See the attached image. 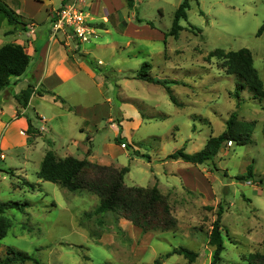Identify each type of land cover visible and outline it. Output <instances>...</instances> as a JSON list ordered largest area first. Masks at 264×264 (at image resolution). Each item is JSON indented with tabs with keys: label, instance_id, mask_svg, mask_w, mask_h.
<instances>
[{
	"label": "rangeland",
	"instance_id": "rangeland-1",
	"mask_svg": "<svg viewBox=\"0 0 264 264\" xmlns=\"http://www.w3.org/2000/svg\"><path fill=\"white\" fill-rule=\"evenodd\" d=\"M182 1L134 0L130 9L126 0H111L116 20L113 17L105 26L101 16L94 23L89 15L98 39L85 45L94 49L87 62L99 78L82 76L58 88L69 99L67 106L57 103L63 109L47 101L52 95L45 102L37 99L34 107L40 104L38 112L46 118L34 115L39 127L34 138L29 137V146L0 149V203L19 204L0 213L9 225L0 240V260L10 248L42 264H155L161 259L162 264H191L179 255L164 259L174 248L184 247L200 254L193 264H211L215 248L209 245V235L220 204L225 245L220 264H257L253 256H264V100L247 89L237 97L240 80L228 74L223 60L212 56L216 50H249L264 83V29L259 35L264 0H192L175 39L169 33ZM91 2L81 0L88 13ZM120 15L133 38L116 32ZM1 22L0 16V34L8 27ZM15 27L17 32L27 31L22 20ZM118 28L123 31L127 25ZM127 40L135 44L116 50L115 42ZM147 72L168 85L139 76ZM35 91L42 92L37 86ZM234 112L240 120L255 123L251 143H228L207 165L170 158L181 149L200 152L210 138L225 131ZM73 139L83 147L73 146ZM49 150L58 159L72 156L117 169L128 167L125 185H157L168 198L177 228L144 233L114 214L95 215L100 203L95 194L71 193L38 179ZM249 166L254 180H238Z\"/></svg>",
	"mask_w": 264,
	"mask_h": 264
},
{
	"label": "trees",
	"instance_id": "trees-1",
	"mask_svg": "<svg viewBox=\"0 0 264 264\" xmlns=\"http://www.w3.org/2000/svg\"><path fill=\"white\" fill-rule=\"evenodd\" d=\"M192 0H183L175 13L171 32L169 36L175 39L179 38L183 27L180 25L182 20H187V12L190 9ZM128 8H134V0H126ZM0 16L7 19L11 26L20 24V18L9 9L5 4L0 2ZM137 22L142 23L140 19ZM149 24V23H148ZM264 28H261L259 35ZM223 60V65L227 69L229 75H233L240 80L237 85L236 96L240 91L247 89L256 99L264 100V83L259 77L258 71L254 67L252 53L243 49L237 52H225L216 50L212 55ZM30 64V57L26 53L24 47L17 44H6L0 48V90L4 87L12 85V78H19L27 71ZM149 65L145 64L144 68ZM143 80L168 85L167 81L158 82L148 76L139 75ZM169 90V89H168ZM37 94L35 86L30 85L27 90L23 91L15 98L23 108L29 104L31 97ZM170 94V93H169ZM41 95V93H39ZM171 100L175 101L173 96ZM176 102V101H175ZM36 119L28 118L29 128L28 136L34 138L38 133L35 127ZM255 130L254 122L240 120L238 113L234 112L226 122L225 131L217 136L212 137L207 142L204 149L195 154H188L181 149L170 156L172 159H181L185 163L193 165H207L213 163L214 158L218 155L220 149L228 143L237 145H247L252 142ZM264 136V129H263ZM120 143V140H117ZM130 172L128 167L117 169L111 166H102L97 163L90 162L87 159H77L72 156L64 159H58L51 150L47 151L41 168L37 173L40 181L51 182L60 185L71 193L88 191L95 194L99 200V206L95 210V215L111 213L117 218L125 219L134 226L140 228L144 233L150 231L170 232L177 228V220L172 215V210L168 202V198L161 193L158 186L151 188L144 187H127L124 182L125 176ZM255 178L253 167L249 166L247 173L237 177L238 180L251 182ZM30 189L35 190V186L27 183ZM19 207V204L0 203V213ZM224 207L222 204L218 207L217 219L213 223L212 230L209 235V245L215 248L213 252L211 264H220L223 260L222 254L225 250L223 238L222 215ZM9 225L0 218V240L7 235ZM174 255L183 256L189 263H195L199 258L198 252L189 250L184 247L174 248L172 252L165 255L164 259H168ZM253 262H264V256L255 254ZM33 262L40 263L33 255L14 249H8L6 258L0 260V264H18ZM110 264V263H105ZM155 264H162V259L157 260Z\"/></svg>",
	"mask_w": 264,
	"mask_h": 264
},
{
	"label": "crops",
	"instance_id": "crops-1",
	"mask_svg": "<svg viewBox=\"0 0 264 264\" xmlns=\"http://www.w3.org/2000/svg\"><path fill=\"white\" fill-rule=\"evenodd\" d=\"M110 1L92 0L89 12L92 22L95 23L97 17L101 16L100 19L105 26V24H110L113 17L115 19L113 15L117 12ZM0 2L15 12L20 20L27 24L26 32H17L18 28L11 26L7 19L2 18L1 25L4 23L8 27L1 31L0 48L6 44L21 45L30 57V64L24 75L19 78H12V85L0 90V149L24 150L29 146L28 118L35 119L34 115L45 117V115L38 112L40 104L37 105V108L34 107L37 99L45 102L47 100L46 96L52 95V100L47 101L63 109L57 106V103L67 106L69 99L66 96L65 99L58 88H61L64 84L83 80L82 76H86L90 80H97L99 77L87 62L88 59L92 61V50L94 49L85 47L87 43L80 44L78 40L67 39L68 37L66 38L64 32H58L55 36L53 34L56 14L63 5L61 0H0ZM117 19L120 21L116 25L117 29L114 27L116 32L131 37L129 35L131 29L129 23L124 21L121 15ZM122 24L127 25L126 30L122 31L118 28ZM31 27L32 30L29 31ZM111 32L108 29L105 31L109 36L112 35ZM6 37L11 38L7 41ZM160 37L165 39L163 35ZM95 39L97 40L98 37ZM107 41L109 40L107 39ZM115 43L118 51L126 50L132 44H135L131 40ZM122 56L124 55L122 54ZM31 84L40 87L42 92L41 95L34 94L28 106L23 108L15 95H20ZM73 109V107H69V113H72ZM35 127L38 128L39 126L35 125ZM81 132L85 133L87 131L81 130ZM85 141L86 139L82 141L83 144L86 143ZM71 142L75 147L77 143H80V148L83 147L79 140L73 139ZM84 148L87 150V143Z\"/></svg>",
	"mask_w": 264,
	"mask_h": 264
},
{
	"label": "built area",
	"instance_id": "built-area-1",
	"mask_svg": "<svg viewBox=\"0 0 264 264\" xmlns=\"http://www.w3.org/2000/svg\"><path fill=\"white\" fill-rule=\"evenodd\" d=\"M63 5L56 14L53 24L54 36L64 32L70 39L87 43L95 38V29L90 26L89 13L82 6L81 0H61ZM86 1V0H82Z\"/></svg>",
	"mask_w": 264,
	"mask_h": 264
},
{
	"label": "water",
	"instance_id": "water-1",
	"mask_svg": "<svg viewBox=\"0 0 264 264\" xmlns=\"http://www.w3.org/2000/svg\"><path fill=\"white\" fill-rule=\"evenodd\" d=\"M256 180H258V179L256 178Z\"/></svg>",
	"mask_w": 264,
	"mask_h": 264
}]
</instances>
